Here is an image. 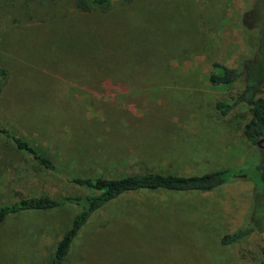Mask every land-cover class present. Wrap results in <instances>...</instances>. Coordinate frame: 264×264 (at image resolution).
Instances as JSON below:
<instances>
[{
  "label": "rangeland",
  "instance_id": "1",
  "mask_svg": "<svg viewBox=\"0 0 264 264\" xmlns=\"http://www.w3.org/2000/svg\"><path fill=\"white\" fill-rule=\"evenodd\" d=\"M214 61L247 70L264 96V0H0V123L56 170L0 134V206L84 194L71 176L200 175L230 169L206 191L137 190L82 226L63 264H264L258 172L245 165L250 118L227 116L240 84L213 85ZM249 164V163H248ZM79 206L9 214L0 264H50ZM239 242L220 237L240 225Z\"/></svg>",
  "mask_w": 264,
  "mask_h": 264
},
{
  "label": "trees",
  "instance_id": "2",
  "mask_svg": "<svg viewBox=\"0 0 264 264\" xmlns=\"http://www.w3.org/2000/svg\"><path fill=\"white\" fill-rule=\"evenodd\" d=\"M109 2L110 0H74L75 6L85 12L106 9ZM246 73L247 70L214 61L209 73V81L213 85L240 84V88L232 93L229 100L216 99L214 106L218 113L224 116L234 113L239 106L247 108L250 118L243 124V136L252 146L247 149L244 162L247 167L252 165L258 172L252 193L255 198L261 195L260 203L264 205V96L260 95L258 81L245 77ZM5 76L6 70L0 68V77ZM0 134L11 140L17 150L30 155L43 167L56 170V166L48 156L41 153L29 140L12 133L1 123ZM234 176V172L230 169L187 176L160 172L125 175L118 178L71 176L70 181L83 188L84 194L65 195L59 198L46 195L23 197L11 204L0 206V221H3L9 214L24 211L54 209L65 204L79 206L78 213L58 241L50 262V264H63L82 226L94 212L116 197L137 190L206 191L219 187L228 177ZM255 229V226L248 223L240 225L222 234L220 242L222 244L239 242Z\"/></svg>",
  "mask_w": 264,
  "mask_h": 264
}]
</instances>
